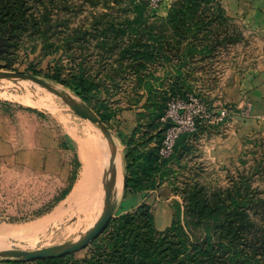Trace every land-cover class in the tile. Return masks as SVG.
I'll use <instances>...</instances> for the list:
<instances>
[{"label": "rangeland", "instance_id": "374dc122", "mask_svg": "<svg viewBox=\"0 0 264 264\" xmlns=\"http://www.w3.org/2000/svg\"><path fill=\"white\" fill-rule=\"evenodd\" d=\"M25 2L40 28L30 27L23 34L16 44L12 67L2 68L4 62L0 61V74L36 76L33 71H37L36 77L76 100L89 115L100 117L98 110L115 114L104 124L122 151L124 177L127 150L123 142L136 129L137 121L147 128L144 107L148 98L155 100L164 94L167 98L192 97L207 109L229 112L235 108L228 101L227 90L235 87L236 78L264 70L263 34L230 17L219 0H192L184 11L189 0H164L163 9L156 12L149 8L148 0ZM133 22V29H129ZM149 40L155 45L158 42L155 47L164 52L155 55L145 68H139L141 62L134 64L122 56L137 47L142 50V44ZM54 76L63 81L83 76L96 85L91 103L72 86L53 80ZM146 82L156 90L149 92ZM173 84L176 94L169 96ZM0 113L22 122L23 129L26 122L46 136L43 146L37 147L25 137L24 144L30 146L6 154L45 160L41 168L33 163L8 165L2 161L7 156H0V264H37L40 260L2 255L41 252L86 235L103 215L105 187L78 191L88 177L94 178L86 173L83 157L87 148L95 146L110 159L111 146L104 133L94 128L99 126L86 121L72 102L32 81L0 80ZM199 128L187 142L185 157L172 164L159 187L170 188L169 195L149 199L142 196L148 193H143L129 201L123 191L115 195L111 199L115 212L106 230L63 264L98 259L99 248L104 246L102 235L106 232L108 236L112 221L142 204L151 208L157 234L150 238H155L154 244L162 245V250L180 242H187L191 249L204 244L205 248L209 245L213 264H264V134L243 140L238 157L220 163L203 149L202 135L216 128L207 123ZM115 171L116 185L118 166ZM103 181L105 177L101 185ZM161 203L172 215L171 224L164 229L156 220ZM177 209L180 217H176ZM197 212L201 217H196ZM175 220V229L169 230ZM143 233L150 234L148 230Z\"/></svg>", "mask_w": 264, "mask_h": 264}, {"label": "trees", "instance_id": "16d2710c", "mask_svg": "<svg viewBox=\"0 0 264 264\" xmlns=\"http://www.w3.org/2000/svg\"><path fill=\"white\" fill-rule=\"evenodd\" d=\"M26 0H0V61L4 62L2 68L9 69L12 67V57L17 42L21 41L24 33L30 27L34 30H39L40 23L36 18L29 15ZM184 3L182 11L191 2ZM188 3V4H187ZM134 22L130 24L129 29H133ZM125 34V33H122ZM151 39V38H150ZM156 39V38H154ZM151 44L150 40L142 44V50L138 51V47L131 49L122 54L128 57L132 63L141 62L139 68H145L147 62L154 60L155 55L164 52L162 47H155ZM138 44H135L137 46ZM172 53V52H170ZM138 67V66H137ZM180 72V70H177ZM34 75H39V72L33 71ZM53 80L61 83L67 87L72 86L79 91V96L88 104L91 103L93 97L92 93L97 88L96 85L89 80L80 77L74 78L70 81H63L59 77H52ZM176 84H173L168 91L169 96L176 94ZM145 86L149 92H153L154 86L148 82ZM96 87V88H95ZM165 86H163L164 88ZM165 89V88H164ZM172 99H187L178 98L176 96L167 98V94L159 96V98L150 99L145 104L148 111L147 118L149 123L147 128L137 121V127L131 136L123 142L126 146V180L124 194L139 195L149 193L157 190L164 179L169 175L170 168L176 160L184 158L185 154L189 151L187 142L194 136L191 134L182 135L176 142L174 151L169 158H162L159 154L164 135L169 122H162L165 116L167 104ZM138 103V100L136 101ZM210 112L212 109H208ZM99 114L102 122H109L115 114H108L103 110ZM138 119V117H137ZM201 124L198 125L197 130ZM144 129V134L138 140V133ZM194 135V134H193ZM67 194L64 196V198ZM63 200V199H61ZM196 217H201L200 213H196ZM180 217L179 209L176 210V217ZM176 220L169 230L176 227ZM112 230L108 236L106 232L102 235L103 248L100 249L98 259L92 258L85 262V264H213V256H209V245L205 248L204 244L191 249L190 244L187 242H180L172 244V247L162 250V245L154 244V239L150 235L157 234L154 229V217L151 213V208L147 204H142L135 211L120 216L112 221L109 226ZM148 230V233H143ZM160 233L159 236L168 233ZM150 238V239H149ZM204 248V249H203ZM70 255L65 258L46 259L40 260L37 264H63L67 258H72ZM107 260H104V258ZM74 264H83L77 262Z\"/></svg>", "mask_w": 264, "mask_h": 264}, {"label": "crops", "instance_id": "0c3cea01", "mask_svg": "<svg viewBox=\"0 0 264 264\" xmlns=\"http://www.w3.org/2000/svg\"><path fill=\"white\" fill-rule=\"evenodd\" d=\"M219 2L230 17L241 20L244 24H247L252 31L261 32L264 36V0H219ZM227 98L229 102L234 104L233 106L235 109L229 111L228 116L223 121L217 122L213 120L202 122L216 128V131L210 132L211 134L205 133L202 135L204 136L205 142L203 149L205 154L209 153L212 160L220 163L237 158L240 142L243 140L260 133L264 134V70L258 74H247L242 79L236 78L235 87L231 88V90L228 88L227 90ZM211 112L215 115L219 110L214 109ZM22 126V122H19V120L11 121L0 113V156H7L2 161L13 166L33 163L41 168L46 161H42L40 158L38 160H32L25 156L6 155L9 154L8 150H14L17 147L18 149H23L24 147L30 146L31 144H24L23 140L25 137L31 138L30 141H32L34 145L36 143L37 147L39 145L43 146L42 144L45 142L46 138L45 135L38 134L37 131L32 129L26 122L24 129ZM28 126L29 128L27 129ZM207 135L209 136L208 138ZM117 150L121 169V172L119 170V174L122 183L120 190H118V186L115 187L114 196L121 195L124 180L123 155L120 148L117 147ZM105 174L106 171L103 176H105ZM169 189L163 186L155 191L149 192L148 195L143 194L142 196H146L149 199L156 198L157 196H168L170 192ZM135 196L138 195L127 194L125 200L129 201L130 198L136 199ZM160 206V216L156 220L158 227L164 229L171 224L172 215H170L171 212L168 206H165L163 203H161Z\"/></svg>", "mask_w": 264, "mask_h": 264}, {"label": "water", "instance_id": "95a60500", "mask_svg": "<svg viewBox=\"0 0 264 264\" xmlns=\"http://www.w3.org/2000/svg\"><path fill=\"white\" fill-rule=\"evenodd\" d=\"M25 80V81H32L34 83L39 84L40 86L47 88L51 92L55 93L56 95L60 96L62 99L70 101L74 104L75 108L79 112V114L88 122L96 124L99 126L100 130L104 133V136L108 143L111 146V160H110V169L107 172L105 187H106V195H105V207L103 215L101 216L100 220L96 223L94 227H92L86 235H84L82 238L67 242L63 245L54 246L50 248H46L45 250L41 252H24V251H17V252H6L2 255L8 256L12 258H24L26 261H33V260H44V259H57L62 258L67 255L74 254L78 251H81L88 246L91 245V243L96 240L107 228L109 222L112 220L115 208L111 205V199H112V186L110 184V178L112 176L113 170L115 168L116 162H117V153H116V144L113 139L112 132L107 128V126L102 122V120L96 116V115H89L86 112V109L83 106H80L79 103L74 100L68 98L65 94H62L58 92L55 88H53L51 85H49L44 80L33 76V75H25V76H19L16 73H3L0 74V80ZM125 180L126 176L123 180V192L125 189Z\"/></svg>", "mask_w": 264, "mask_h": 264}, {"label": "built area", "instance_id": "2783aa9c", "mask_svg": "<svg viewBox=\"0 0 264 264\" xmlns=\"http://www.w3.org/2000/svg\"><path fill=\"white\" fill-rule=\"evenodd\" d=\"M164 0H148L149 8L159 11ZM228 116V110H219L215 115L196 98L172 99L167 104L162 122H169L170 126L165 132L159 154L162 158H169L175 148L176 142L184 134H192L199 124L204 121L221 122Z\"/></svg>", "mask_w": 264, "mask_h": 264}, {"label": "bare ground", "instance_id": "6f19581e", "mask_svg": "<svg viewBox=\"0 0 264 264\" xmlns=\"http://www.w3.org/2000/svg\"><path fill=\"white\" fill-rule=\"evenodd\" d=\"M66 96L68 98H70V99H73V98H71L68 95H66ZM94 128L100 130V128H98L96 126H94ZM99 150L100 149H98V147L96 148L95 146H94V148L93 147H89V148L86 149V155L83 157V166H84V168L86 170V173H90V174L92 173L94 178L88 177V179L84 183L79 185L78 191H80L81 189H84V188H89V189L92 188L93 191H97L98 189L102 188L103 186L105 187L107 172L110 169V161L109 160H111V158L109 159L108 154H105V153H103V152H101ZM116 153H117V148H116ZM119 163L120 162L117 160L115 168H114L113 173H112V176L110 178L111 186H112V183H113V186H112V198L114 197L115 187L118 186V190H120L121 183H122L119 180L120 176H118V178H117L116 185L114 183V181L116 179L115 176H114V173L116 172L115 169H116L117 166L119 167V170L121 172ZM105 171H106V174H105V176H103ZM96 176H97V178H95ZM99 176H100V178H99ZM103 177H105V181H103L104 185H101L100 182L103 179ZM98 178L100 179V181H99ZM97 179H98V182H97ZM105 195H106V187H105Z\"/></svg>", "mask_w": 264, "mask_h": 264}]
</instances>
